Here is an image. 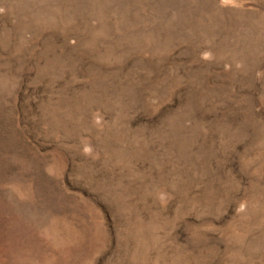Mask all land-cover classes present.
Wrapping results in <instances>:
<instances>
[{
    "label": "rangeland",
    "instance_id": "1",
    "mask_svg": "<svg viewBox=\"0 0 264 264\" xmlns=\"http://www.w3.org/2000/svg\"><path fill=\"white\" fill-rule=\"evenodd\" d=\"M0 264H264V0H0Z\"/></svg>",
    "mask_w": 264,
    "mask_h": 264
}]
</instances>
